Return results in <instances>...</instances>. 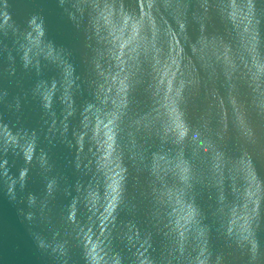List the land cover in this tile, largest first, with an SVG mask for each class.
Segmentation results:
<instances>
[{
  "label": "water",
  "instance_id": "obj_1",
  "mask_svg": "<svg viewBox=\"0 0 264 264\" xmlns=\"http://www.w3.org/2000/svg\"><path fill=\"white\" fill-rule=\"evenodd\" d=\"M0 264H264V0H0Z\"/></svg>",
  "mask_w": 264,
  "mask_h": 264
}]
</instances>
